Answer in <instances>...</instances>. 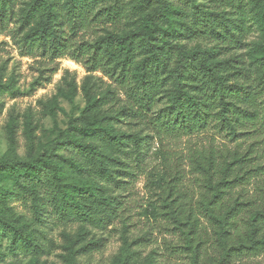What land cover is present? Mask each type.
<instances>
[{"label": "rangeland", "instance_id": "obj_1", "mask_svg": "<svg viewBox=\"0 0 264 264\" xmlns=\"http://www.w3.org/2000/svg\"><path fill=\"white\" fill-rule=\"evenodd\" d=\"M31 1L7 0L6 16L0 18V160L43 159L71 117L82 115L87 122L102 119L121 134L119 139L94 136L82 142L94 144L109 164L113 158L120 161L112 163L115 181L100 173L91 174L89 179L98 195L115 200L117 207L114 213L109 210L108 220H98L102 206L93 215L60 214L53 198V183L38 187L40 211L35 214L30 193L14 185L6 172H0V214L18 226L24 224L36 244L35 248L27 247L13 230L0 226V264H193L194 252L187 235L190 223L186 219L173 220L166 205L171 199L186 212L197 214L195 235L201 241L200 264H264V249L256 254L234 249L222 259L219 228L209 222L197 204L210 191L205 188L202 171L195 166V157H207L211 151L217 162L221 154L236 151L246 155L239 173L250 170L249 179L234 186L228 197L259 200L262 196L264 79H257L254 63L264 36L248 6L246 31L240 43L203 36L176 39L186 48H200L210 54L211 60L220 61L231 84L241 86L239 96L248 93L257 98L262 109L257 118L245 120L240 126L242 134L232 136L221 128L215 117L218 109L214 108L207 124L191 133H171L156 127L150 118L163 119L170 110L169 81L160 80L145 111L116 73L110 74L108 67L99 64L94 67L88 59L92 49L86 48L95 46L107 34L129 30L138 33L140 16L150 8L140 11L134 0L128 4L126 21L98 19L89 25H81L77 18L63 16L64 10L60 11L56 25L67 46L60 50L25 36L41 16L38 10L26 20L25 11ZM195 3L202 10L232 17L225 0ZM97 9L103 11L104 7ZM142 56L137 53L133 63L140 62ZM87 95L102 100L82 113ZM55 146V152H63L59 143ZM258 166L260 170L256 171ZM82 183L83 179L72 170L63 182L65 187L75 188ZM4 188L6 191H2Z\"/></svg>", "mask_w": 264, "mask_h": 264}, {"label": "trees", "instance_id": "obj_2", "mask_svg": "<svg viewBox=\"0 0 264 264\" xmlns=\"http://www.w3.org/2000/svg\"><path fill=\"white\" fill-rule=\"evenodd\" d=\"M6 1L0 0V18L6 16ZM135 1L134 6L140 11L151 9L140 16L141 30L138 33L129 30L124 34L112 32L102 37L95 46L87 47L92 49L88 58L92 65L106 66L110 74L116 73L119 82L126 84L132 99L145 111L149 110L160 80H168L172 87L168 96L169 113L163 119L150 118L160 129L181 134L194 132L207 124L214 108L218 109L215 117L221 128L232 136L241 135L240 126L244 121H254L262 110L257 98L248 93L239 96L237 91L241 86L231 84L220 61L211 60L210 54L200 48H186L176 39L203 36L229 44L240 43L246 31L247 6L264 36V0H225L232 17L224 12L202 10L195 0ZM130 2L134 0H32L25 11L26 20L32 19L30 15L38 10H41V16L25 36L44 47L62 50L67 46L56 25L60 11L64 10L63 16L77 18L81 25H89L98 19L126 21ZM97 5L104 10L97 9ZM137 53L143 56L140 62L134 64ZM254 67L257 79H264V38ZM101 100V97L87 95L82 113L95 108ZM120 135L102 119L87 122L82 115L71 117L67 127L59 131L45 151L43 159L24 161L16 157L4 158L0 160V172H6L12 177L14 185L30 193L35 214L40 211L38 187H49L54 183L53 198L60 214L93 215L102 206L98 220H108L109 210L114 213L117 202L100 197L95 184L89 179L91 174L100 173L115 181L111 174L112 163L120 161L113 158L109 164L94 144L83 143L82 139L97 136L110 140L119 139ZM58 143L64 149L62 153L55 152ZM219 157L221 160L217 162L212 151L207 157H195V166L202 171L205 188L210 191L197 201L198 207L202 208L209 222L219 228L218 240L224 250L222 259L232 254L230 252L243 249L256 254L264 249V187L259 200H244L239 195L228 197L234 186L249 179L247 174L250 170L239 173L246 155L235 151ZM259 167L256 171L260 170ZM70 170L83 179V183L76 188L63 184ZM174 200L166 205L173 220L189 221L187 235L194 252L192 263L200 264L201 241L195 235L197 214L186 212L181 204H174ZM43 201L44 198H41V203ZM0 226L13 230L16 238L27 247H36L24 224L18 226L0 214Z\"/></svg>", "mask_w": 264, "mask_h": 264}]
</instances>
